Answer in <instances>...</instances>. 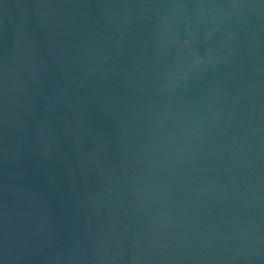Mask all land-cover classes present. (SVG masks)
<instances>
[{
    "label": "water",
    "instance_id": "95a60500",
    "mask_svg": "<svg viewBox=\"0 0 264 264\" xmlns=\"http://www.w3.org/2000/svg\"><path fill=\"white\" fill-rule=\"evenodd\" d=\"M0 264H264V0H0Z\"/></svg>",
    "mask_w": 264,
    "mask_h": 264
}]
</instances>
